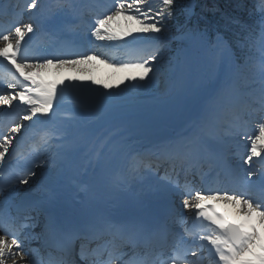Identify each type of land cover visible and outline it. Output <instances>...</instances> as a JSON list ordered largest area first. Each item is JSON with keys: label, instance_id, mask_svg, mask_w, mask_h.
I'll list each match as a JSON object with an SVG mask.
<instances>
[{"label": "snow or ice", "instance_id": "snow-or-ice-1", "mask_svg": "<svg viewBox=\"0 0 264 264\" xmlns=\"http://www.w3.org/2000/svg\"><path fill=\"white\" fill-rule=\"evenodd\" d=\"M38 7L37 0H27L25 10L31 13ZM181 7L180 0H117L111 14L96 19L94 31L91 34L97 40L113 41L129 36L135 41L154 44L167 32L169 23L177 21V9ZM253 8L258 10L261 17L259 59L248 57L244 64L237 66L236 76L230 77L218 87L205 90L203 94L193 99V105L200 111L202 122L217 125L227 135L239 134L243 115L257 111L264 114V0H256ZM182 10L187 15L186 5ZM118 19H123L128 25L127 30L122 34H114L110 26L111 22ZM37 30L32 23H21L18 19H13L9 26L0 32V58L8 62L15 70L10 73L11 79L5 81V90L0 92V106L4 107L3 116L7 120L4 126L5 132H0V139L3 141L0 142V168L10 163V160L6 159V154L9 152L12 140L5 133L7 131L13 134L21 133L22 128L28 129L37 123H44L45 121L41 118H50V111L65 90L63 87L58 88L63 81L45 82L43 74L51 69L56 71L73 69L82 72L80 65L98 59L96 55H82L45 58L42 62L29 63L25 50V38L31 39ZM193 35L202 36L198 33ZM241 46H244L243 42ZM156 60V55H151L140 62L120 65L116 68L117 71L139 70L138 76L124 77L121 83L125 80L154 83L158 70L150 62ZM240 71L244 72L246 80L243 101L239 100L235 88ZM16 73L19 75L17 76ZM150 73H152L151 77H149ZM69 79L80 80L81 77ZM91 83L100 82L93 79ZM73 86L79 87V85ZM128 86L137 88L144 85L129 83ZM103 87L109 89L110 85L104 83ZM87 88L88 86L85 85L81 90ZM101 95L111 99L113 94ZM14 101H19V105L26 107L20 108L19 105H14ZM115 107V104L105 105L107 110H113ZM23 121L32 123L24 125ZM246 139L250 142V148L243 163L250 165L254 157L264 158V120L259 123L257 134L248 136ZM41 145L45 149L51 146L48 136L42 137ZM28 174L35 175L31 170ZM253 177L257 178L253 179ZM233 179L236 186L231 190L187 192L188 198L183 199L182 207L190 210L194 227L201 229L198 233L185 229L186 233L193 238L192 247H185L186 241L183 236H173V242L169 246L170 254L153 251L149 257L136 261V264H264V173L257 176L256 172L245 169L242 178L235 175ZM20 183L27 184L28 180L22 178ZM206 201H223L231 205L236 209L235 215L240 218L239 222H230L226 217L218 215L206 205ZM186 219L182 218V222ZM204 221L208 223L205 224ZM29 229L31 224L17 227L10 217L4 219L0 214V264H6L9 259L15 264L18 256L29 257L28 260L22 259L21 264H35L31 258V252L24 250L26 242L32 238ZM100 235L96 230L85 233L84 242L81 243L79 250V257L85 261V264H103L99 260V255L102 249L107 248L113 241H106L102 245H97L96 249H91L90 241L99 239ZM161 235L162 232L153 233L149 239L158 241ZM205 249L207 250L206 259L198 255V252ZM189 254L195 259H188ZM66 257H70V254L64 253L60 256L49 254L48 259L41 260L40 264H76L75 259Z\"/></svg>", "mask_w": 264, "mask_h": 264}, {"label": "bare ground", "instance_id": "bare-ground-1", "mask_svg": "<svg viewBox=\"0 0 264 264\" xmlns=\"http://www.w3.org/2000/svg\"><path fill=\"white\" fill-rule=\"evenodd\" d=\"M118 21L120 19L111 22L110 25L114 34H122L128 27L127 23ZM127 41L130 45L132 43L136 44L133 37L129 36L113 41L101 40V44H106V47L114 43L125 46L128 45ZM99 56H103V53H100ZM212 57L207 55L204 48L202 57L198 61L192 55L185 54L183 62L179 64L177 69L178 75L173 76L164 92L155 97L136 96L132 100L123 99L122 102L115 104L116 107L113 110H107L103 106L104 101L102 102L99 98L87 97V102L94 99L95 104H100V108L97 111L88 106L83 107L81 103L85 100L82 99L79 109L73 110L71 113L72 128L78 130L82 134V137L71 149L68 145H63L64 149L60 154L59 160L65 164L66 168L59 170L51 168V172H43L40 175L42 183L45 185L53 183L66 169L71 171L83 170L86 174L89 171L88 168H91L93 171L100 168L106 174L109 172L115 174L119 169L126 166V163L123 161L130 160L131 153L150 145L154 148L159 146L160 150L164 153L170 151L172 147L173 150L180 149L181 141L173 143L179 135V130L182 128V133H184L186 129H189L190 123L186 119L187 116L193 112H200L196 111L193 99L203 94L205 90L213 88V82L217 79L220 72H224L223 75L226 77L231 75V68H228V56L223 50L216 49ZM101 61L102 59L98 57L97 60L85 64V72L89 75L93 71V68L97 67L99 69L98 76L106 80L112 74L110 70L111 66L105 65ZM222 63L226 64V68L221 67ZM50 71L54 73L59 81H63L66 84L69 83L74 90H76V87L73 85H77L79 81L88 83L90 80V77L86 76L85 78L81 77L75 83L74 80L69 79L73 76H70L68 71ZM206 128L207 126L198 128L194 134V136L197 133L199 134V136H196L198 137L199 144H195V147H206L208 140L212 141L214 139L216 141V137L212 131H209L208 135L201 136L202 132H207ZM248 133L249 131L247 130ZM207 136L209 139H207ZM1 142L3 141L1 140ZM189 143V141H185V145ZM191 147L193 148L194 146ZM83 148L88 150L90 160L87 161V164L85 162V164H77L75 168L69 167V157L73 152ZM133 155V162L142 158L138 153ZM259 161L261 160L256 158L250 165L244 164V170L250 169L259 175L263 169V165ZM40 186L37 185L36 189H39ZM175 191H177L176 188H168L166 186L163 193L169 194L175 193ZM228 209L233 218L240 219L235 215L236 209L231 205H228ZM16 224L17 222H15ZM30 242L36 244L37 239L31 238ZM22 259L28 260L29 257L22 258L18 256L16 257L15 264H21Z\"/></svg>", "mask_w": 264, "mask_h": 264}, {"label": "rangeland", "instance_id": "rangeland-1", "mask_svg": "<svg viewBox=\"0 0 264 264\" xmlns=\"http://www.w3.org/2000/svg\"><path fill=\"white\" fill-rule=\"evenodd\" d=\"M196 9H197V3L195 2V0H192L188 5L189 16H194ZM191 27L192 26L190 25V26H187V28H185L184 30H182L186 32V35L188 33L189 34L188 36H185L181 39V43L179 42L180 44L177 47V49H172V42L170 40L171 35L169 34L172 28L169 26H168L167 32H165L163 36L161 37V39L157 41L161 44V46H163V48H162V53H158L156 56H158V58L161 56L162 57L157 59L154 66L158 70L156 76L160 77L162 81H164L167 77H169L170 71L173 70L174 67H177L179 63L183 62L185 54L192 55L198 61V59L202 57V44H204V47H205L204 49L207 55H209L210 57H212L216 48L223 50L222 45L224 43L222 42V40L219 37L210 39L209 38L210 36L208 37V34L206 32H198V30H196V33L202 34V36L194 35L195 38L193 39L191 37V33L192 32L195 33V32L194 30H191ZM187 37L190 38V40H193V42L190 45L189 43H187L188 42ZM218 42H220L219 45H218ZM128 71L129 70L117 71L116 68H114V73L117 75L120 74L119 77L115 76L114 78L110 77L109 80H104V81L101 80V82L99 83V87L102 90H104L105 89L103 87L104 83H108L110 85V88H109L110 90H113V88H116V86H125V84H127V80L121 83V79L124 77H129ZM149 75L151 76L152 73H150ZM161 87H163L162 84H161ZM109 89H105V90H109ZM160 92H161V89H160ZM7 263L12 264V261L8 260Z\"/></svg>", "mask_w": 264, "mask_h": 264}, {"label": "trees", "instance_id": "trees-1", "mask_svg": "<svg viewBox=\"0 0 264 264\" xmlns=\"http://www.w3.org/2000/svg\"><path fill=\"white\" fill-rule=\"evenodd\" d=\"M188 0H180L182 6H185ZM240 5V0H208L205 10L203 12L207 23L214 28L220 29L219 31L227 32L224 30L228 27H242L243 22L249 18V14L252 13L251 1L243 0ZM238 15L237 17H226L222 23H219V18L223 14ZM177 18L182 20L184 17L181 13V8L177 9ZM232 41L235 43L237 40L232 37Z\"/></svg>", "mask_w": 264, "mask_h": 264}]
</instances>
